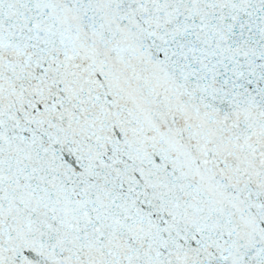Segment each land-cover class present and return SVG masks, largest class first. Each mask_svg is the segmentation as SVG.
Listing matches in <instances>:
<instances>
[{"label": "snow or ice", "instance_id": "1", "mask_svg": "<svg viewBox=\"0 0 264 264\" xmlns=\"http://www.w3.org/2000/svg\"><path fill=\"white\" fill-rule=\"evenodd\" d=\"M0 264H264V0H0Z\"/></svg>", "mask_w": 264, "mask_h": 264}]
</instances>
